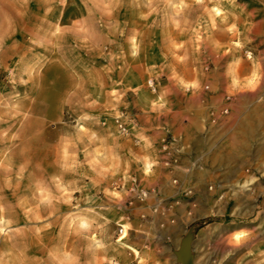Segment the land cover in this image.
Here are the masks:
<instances>
[{"label": "crops", "instance_id": "1", "mask_svg": "<svg viewBox=\"0 0 264 264\" xmlns=\"http://www.w3.org/2000/svg\"><path fill=\"white\" fill-rule=\"evenodd\" d=\"M114 1L119 4L117 8L115 4L109 8L106 17L110 23L105 27L98 26L94 20L96 16L102 15L97 10L85 3L81 9L73 10L70 8V0L61 2L63 8L59 17L62 25L57 31L54 27L41 31L34 25H27L24 30H19L14 25L1 26L0 73L6 66L9 67L5 74L9 91L13 92L11 88L18 90L25 87L26 85L21 86L20 81L26 83L30 79L31 73L21 75L17 72V68L23 64L35 65L46 59H55L63 66L83 63L99 65V56L96 54L101 48L123 50L126 58L122 75L115 76L116 82L109 85L108 89H100L98 84L89 89L94 94L92 99L99 97L100 105L92 106L86 112L93 114L99 123L106 122L108 116H117L116 119L129 129L128 136H121L127 141L131 140L133 145L137 140L136 131H141L144 139L149 144L153 143L154 154L158 159L164 130H169L179 139L184 150L182 169L173 173V176L181 181L194 183L197 189L194 200L199 207L197 212L205 211V215L209 216L208 220L226 215L230 204L235 209L243 208V201L240 200L242 194L254 193L258 188V175L254 173L253 167L259 159V154L245 145L264 144L261 132L264 124L258 116L262 110L255 111L246 104H240L246 94H258L264 86L263 83L262 87L261 84L255 86V91L245 90L242 82L249 75L254 61L264 64V7L256 4L264 0H235L233 7L224 3V0H214L221 8L230 10L233 14V17L216 19L214 24L205 20L206 23H197L196 15H192L195 19L190 24L179 22L155 26H149L146 18L149 15L148 2L157 0ZM156 11L158 15L160 10ZM44 13V16H51L53 8ZM203 13L206 14L205 11ZM116 17L124 20L111 19ZM132 17H139L140 21L134 20L133 23ZM82 18H88L90 25L83 26ZM21 31L29 34L28 39L22 37L21 42L25 45L20 44ZM53 31L59 33L55 39ZM233 32L239 33L237 40H232ZM197 33H201L200 40ZM148 34H156V40L148 43ZM133 36L136 39L135 45L140 49L135 56L131 53L134 47ZM69 45L72 46L71 49ZM53 48L58 49V56L52 55ZM79 51L86 55L81 54L74 60L72 53ZM246 53L251 54V59ZM232 64L235 68L230 72ZM137 68L141 71H137ZM66 70L71 80L73 77ZM62 75L66 80L65 75ZM11 79L16 86L8 84ZM145 79L146 82L151 81L155 88L152 92L146 86L147 91L162 100L161 106L154 108L158 113L154 117H150L147 110L151 108L141 104L139 99ZM205 86H208V91L204 89ZM113 87L118 89L117 98L111 96ZM227 96L231 98L229 103L225 102ZM73 97V91L69 89L64 100L71 101ZM224 106L229 108V115L223 117L217 125L207 124L209 110L220 111ZM51 119L42 113L29 114L25 120L29 122L28 138L23 143L15 136L11 137L12 140L9 136L4 137L3 132L8 130L9 125L0 124V165L4 163L2 156H10L12 192L18 195L27 192L31 206L39 209L51 207L42 201V197L47 188H51L55 177H59L61 184L80 185L72 192L76 198L87 194L98 196L106 189L104 180L95 174H87L90 179H84L83 183L71 177L69 180L64 149L75 150L78 155L80 153L81 143L75 137L81 133L76 128L78 120L74 121V127L70 131L57 130L60 135L53 138ZM62 119L61 112L59 122ZM60 127L62 125H58V129ZM11 131L13 134L16 128ZM8 149L10 154L3 155ZM78 157L82 158L81 155ZM155 171L156 176L149 180L135 177L142 186L157 188L164 197L171 198L173 188L168 184L171 175L160 165ZM4 176L0 170V177ZM20 177L26 179V188L16 179ZM209 184H218L220 187L217 191L207 193L206 187ZM129 185L130 181L127 186L122 184L124 191H119L124 195V203L129 194ZM219 192L225 194L226 200L218 209H214L217 205L214 196ZM121 214L124 215L123 211ZM137 216L138 210H133L132 221L138 222Z\"/></svg>", "mask_w": 264, "mask_h": 264}, {"label": "rangeland", "instance_id": "2", "mask_svg": "<svg viewBox=\"0 0 264 264\" xmlns=\"http://www.w3.org/2000/svg\"><path fill=\"white\" fill-rule=\"evenodd\" d=\"M70 1V8L73 10L81 9L82 4L85 3L102 14L94 18L100 27L110 23L109 18L106 17L109 8L114 4L117 8L119 4L114 0ZM61 2L64 3L65 0H0V14H2L0 27L14 25L15 28L24 30L25 26L34 25L41 31L45 28L49 30V27H54L57 31L62 25L59 17L63 8ZM224 3L232 7L236 4L235 0H224ZM256 4L264 7V1ZM148 6L149 15L146 20L149 26L179 24V22L190 24L195 19L192 15H196L197 23H206L205 20L211 24H214L218 18L233 17L230 10L221 8L214 0H157L149 1ZM50 8H53L52 15L44 16V12ZM156 9L160 10L158 15ZM204 11L206 14L203 13ZM63 19L66 23L65 18ZM82 19L83 26L90 25L88 18ZM111 19L124 20L122 17ZM131 19L133 23L134 20L140 21L139 17ZM55 34L53 39L59 36V33ZM19 36L20 44L25 45L21 42L22 37L28 39L29 34L21 31ZM155 36L156 34H148V43L156 40ZM231 36L234 38L232 40H237L239 33L233 32ZM197 37L200 40L201 33H197ZM132 40L134 47L131 53L135 56L140 49L135 45L134 36ZM57 52L58 49L53 48L52 55L58 56ZM96 55L99 56V65L83 63L64 67L69 70L72 77L83 76L85 79L99 81L103 83V88L108 89L109 85L116 82L115 76L122 75L126 54L119 49L101 48ZM253 64L249 75L242 81L245 90H253L255 86H260L259 84L262 87L264 83V64L256 61ZM36 65L23 64L19 69L17 68V72L21 75L32 74ZM234 68L235 65L232 64L229 71L233 72ZM7 69L9 67L6 66L1 73L6 74ZM137 71L140 72L141 69L137 68ZM57 76L60 83L65 82L62 73ZM8 84L16 86L13 79ZM20 84L26 85L23 80ZM146 86L145 79L143 90L139 94L140 103L151 108L147 110L150 112V117H154L158 115L155 109L161 106L162 100L157 98L156 94L148 92ZM90 88L93 87L89 85ZM11 89L13 92L0 93V114L8 112L17 102L18 98L14 95L16 89ZM111 89V96L117 98L118 89L115 87ZM113 89L116 90L115 94ZM73 95L75 97L76 92L73 91ZM242 99L240 104H246L255 111L262 110L258 116L264 124V86L258 94H246ZM91 108L92 105H89L80 113L77 121L76 128L81 133L75 137L81 143L79 155L82 158L78 157L75 150L64 149V153L67 156L69 180L73 178L83 183L84 179H90L87 174H95L104 180L106 189L98 196L87 194L82 198H76L72 192L80 185L61 184L59 177H55L51 188H47L42 197V201L47 202L51 207L34 208L30 204L27 192L19 195L12 192L13 182L10 175L12 168L8 159L10 156H2L4 163L0 165V170L5 176L0 177V264H114L117 261L127 264L132 260L127 255L128 248L137 255L138 264H178L174 253L190 231L193 234V243L191 242L193 264H264V144L245 145L248 149L255 150L259 154V159L253 167L254 173L258 175V188L254 193L242 194L240 200L243 201V208L235 209L230 204L226 215L210 218L195 228L174 225L167 226L166 230L162 231L152 227L146 229L145 235L136 231L138 222L132 221L125 227L129 229L127 237L122 242H116L117 225L124 223L121 214L124 195L119 191L122 184L127 186L130 181L123 182L124 160L130 159L129 147H132L137 155H143L145 152H141L121 136L116 126L117 116H108L106 122L99 123L93 114L86 112ZM60 114L55 117L57 124ZM27 116L23 119L26 120ZM6 124L8 123H4ZM262 129L263 137L264 128ZM7 131L3 132V136H9L8 138L12 140V131H9V134ZM59 133V131L53 132L52 137H59ZM135 135L147 142L141 131L137 130ZM125 143L126 146L123 147ZM146 152L152 153V149H147ZM9 154V149L3 153V155ZM119 157L120 171L113 175L114 165ZM138 167L133 163L130 175L143 177L142 173L137 171ZM16 179H19V183L26 188L25 178ZM244 226H248L249 230L235 235L230 233L233 229ZM163 235H167L168 239L163 238Z\"/></svg>", "mask_w": 264, "mask_h": 264}, {"label": "clouds", "instance_id": "3", "mask_svg": "<svg viewBox=\"0 0 264 264\" xmlns=\"http://www.w3.org/2000/svg\"><path fill=\"white\" fill-rule=\"evenodd\" d=\"M71 45L69 48L71 49ZM79 47V46H77ZM83 51L74 52L73 59L75 60L77 56H80ZM251 59V54L246 53ZM254 69V64H253ZM63 73L66 80L61 84L58 80L57 74ZM27 75V74H24ZM23 78V76H21ZM6 76L4 73H0V93L9 91L6 83ZM227 82L225 81V84ZM97 84L101 88L104 87L103 83L99 81H93L90 79H85L83 76H75L71 80L69 79V73L62 63L57 62L55 59H46L42 63L37 64L33 69L30 79L26 82L25 87H21L14 91L15 97H17V102L13 104L12 109L8 112L0 114V124L8 123V131L16 128V132L13 133L17 139H21L22 143L28 138V123L23 117L27 116L33 112L46 114L51 119L50 128L53 132L71 130L74 127L75 122L79 119V114L84 112L89 105L99 106V97L92 99L93 92L89 91L88 86L95 87ZM30 85V86H29ZM71 89L76 92V96L71 99V101H65V93ZM115 89H113V94H115ZM255 91V90H253ZM63 113V119L57 124L55 117ZM17 124L20 127H17ZM58 125H62L58 129ZM7 135V133H5ZM141 139L137 136L136 143L134 147L139 148L141 152H145L143 155H137L133 151L132 147H129V157L130 159L124 160L123 167V177L124 181L129 180L136 184V177L130 175L132 171V164L138 165L137 171L142 173L145 180L156 176V169L159 168V160L154 154L153 143L144 142L141 144ZM131 144V140L128 141ZM125 145H123L124 147ZM147 149H153V153H147ZM120 171V157L118 162L114 165L113 175ZM124 191V189H121ZM130 191H133L130 189ZM249 230L248 226L239 227L233 229L230 233L235 235L236 233Z\"/></svg>", "mask_w": 264, "mask_h": 264}, {"label": "built area", "instance_id": "4", "mask_svg": "<svg viewBox=\"0 0 264 264\" xmlns=\"http://www.w3.org/2000/svg\"><path fill=\"white\" fill-rule=\"evenodd\" d=\"M147 86L152 92L155 90L151 81L147 82ZM204 89L206 91L209 90L208 86H205ZM230 101V97H225V102L229 103ZM227 115H229V108L227 106L222 107L220 111L210 109L207 114L206 123L217 125ZM116 126L120 134L123 136L129 135L127 126L120 123L118 119H116ZM159 151V165L171 175L168 184L173 188V196L166 198L157 188L142 186L137 178L135 185L130 180V185L127 189L129 194L126 202L121 207V211L124 214L122 218L124 223L117 225L116 242H122L127 237L129 229L125 227L132 222L131 213L133 210H138V229L136 231L141 235H145L146 229L152 227H156L162 231L166 230L167 226L174 225L194 226L195 228L199 224H204L209 219V216L205 215V211L197 212L199 207L198 203L194 200L197 194L194 183L181 181L179 178L173 176V173L182 169L181 159L184 150L179 139L174 137L167 129L164 130ZM218 187H220L218 184H209L206 187V191L207 193H211L215 190L217 191ZM130 189L133 191H130ZM214 198L215 204H217L214 206V209H218L226 200L223 192L217 193ZM163 238L168 239L167 235H163ZM127 255L132 258L127 264L139 263L137 255L131 248H128ZM114 264L122 263L117 261Z\"/></svg>", "mask_w": 264, "mask_h": 264}, {"label": "water", "instance_id": "5", "mask_svg": "<svg viewBox=\"0 0 264 264\" xmlns=\"http://www.w3.org/2000/svg\"><path fill=\"white\" fill-rule=\"evenodd\" d=\"M193 234L190 231L182 240L178 250L174 253L178 264H193V254L191 249Z\"/></svg>", "mask_w": 264, "mask_h": 264}, {"label": "bare ground", "instance_id": "6", "mask_svg": "<svg viewBox=\"0 0 264 264\" xmlns=\"http://www.w3.org/2000/svg\"><path fill=\"white\" fill-rule=\"evenodd\" d=\"M193 243V242H192ZM192 243H191V245H192ZM194 261V260H193Z\"/></svg>", "mask_w": 264, "mask_h": 264}]
</instances>
